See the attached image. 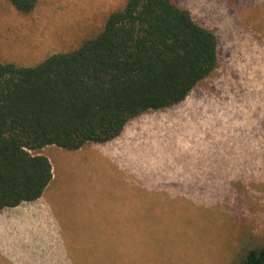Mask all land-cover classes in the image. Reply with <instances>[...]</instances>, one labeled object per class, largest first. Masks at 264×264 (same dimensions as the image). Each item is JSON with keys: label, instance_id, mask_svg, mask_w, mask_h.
I'll list each match as a JSON object with an SVG mask.
<instances>
[{"label": "rangeland", "instance_id": "1", "mask_svg": "<svg viewBox=\"0 0 264 264\" xmlns=\"http://www.w3.org/2000/svg\"><path fill=\"white\" fill-rule=\"evenodd\" d=\"M175 1L215 31L216 68L183 101L131 119L140 131L40 149L75 228L0 264H229L264 235V0ZM124 2L38 0L21 13L0 0V61L67 51Z\"/></svg>", "mask_w": 264, "mask_h": 264}, {"label": "trees", "instance_id": "2", "mask_svg": "<svg viewBox=\"0 0 264 264\" xmlns=\"http://www.w3.org/2000/svg\"><path fill=\"white\" fill-rule=\"evenodd\" d=\"M9 2L29 13L38 0ZM218 45L175 0H125L67 51L32 66L0 61V209L41 196L52 177L41 148L104 143L178 104L216 68ZM229 264H264V235L250 234Z\"/></svg>", "mask_w": 264, "mask_h": 264}, {"label": "crops", "instance_id": "3", "mask_svg": "<svg viewBox=\"0 0 264 264\" xmlns=\"http://www.w3.org/2000/svg\"><path fill=\"white\" fill-rule=\"evenodd\" d=\"M122 131H140V128L139 126L132 127L131 121L129 120ZM118 136L103 144L111 143ZM84 146L85 144L75 150L82 151ZM117 153L118 151L114 150L111 154ZM93 156L94 159L100 161V154L97 153V155ZM51 163H53L52 159ZM54 180L55 175L52 171L51 180L39 198L33 201H23L16 206L0 209V256L15 258L20 255H25L30 251L31 247L32 250L44 247L39 239H46L45 233L74 230L71 228L75 227L68 226H73L70 222H74L76 217L69 214L68 207L65 208L64 193H61L63 187L62 182L56 183ZM15 240H21L23 244L21 242L17 244ZM21 248L25 250H21ZM17 262L20 261L14 259L5 260V263Z\"/></svg>", "mask_w": 264, "mask_h": 264}]
</instances>
